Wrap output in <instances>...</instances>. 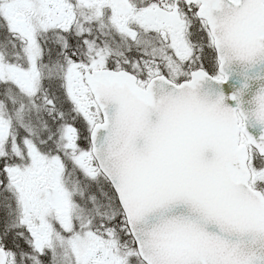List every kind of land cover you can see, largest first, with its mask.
<instances>
[{
    "label": "snow or ice",
    "instance_id": "snow-or-ice-1",
    "mask_svg": "<svg viewBox=\"0 0 264 264\" xmlns=\"http://www.w3.org/2000/svg\"><path fill=\"white\" fill-rule=\"evenodd\" d=\"M234 60L264 0H0V264H264Z\"/></svg>",
    "mask_w": 264,
    "mask_h": 264
},
{
    "label": "water",
    "instance_id": "water-1",
    "mask_svg": "<svg viewBox=\"0 0 264 264\" xmlns=\"http://www.w3.org/2000/svg\"><path fill=\"white\" fill-rule=\"evenodd\" d=\"M238 63H231L228 66L229 79L219 87L218 91L225 96V104L228 107L235 108L236 102L231 97L243 89L241 108L244 111H251L254 107L251 101L260 89L264 88V61H259L254 65ZM245 84H247L246 89L244 88ZM212 98L214 99L215 96L213 95ZM247 131L255 138L264 135V127L256 125L254 122L248 124Z\"/></svg>",
    "mask_w": 264,
    "mask_h": 264
}]
</instances>
